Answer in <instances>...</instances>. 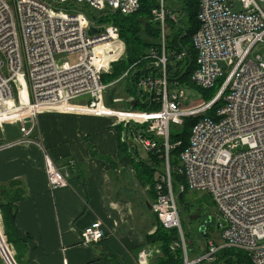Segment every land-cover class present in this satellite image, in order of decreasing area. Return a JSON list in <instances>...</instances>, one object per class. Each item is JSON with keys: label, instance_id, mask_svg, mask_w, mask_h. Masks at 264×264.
Segmentation results:
<instances>
[{"label": "built area", "instance_id": "built-area-1", "mask_svg": "<svg viewBox=\"0 0 264 264\" xmlns=\"http://www.w3.org/2000/svg\"><path fill=\"white\" fill-rule=\"evenodd\" d=\"M11 1L12 6L0 0V124L19 122L26 141L31 128L23 127V119L28 116L32 121L43 109L109 116L125 127L121 140L130 143L129 149L136 143L147 153H163L152 210L164 229L177 230L184 251L182 264H189L171 179L169 130L186 118H197L179 154L176 172L184 184L177 191L201 190L212 197L220 216L222 244L208 240L205 255L195 261H212L221 249L230 248L246 253L251 264H264V54H253L254 47L264 42V0H196L192 58L183 42L188 24L181 0H152L150 15L158 37L145 56L109 82L101 76L126 56L112 16L136 12L140 0ZM90 27L102 30L89 33ZM64 53H77V62L56 58ZM142 62L144 68L139 67ZM169 65L178 76L190 70L194 86H218L217 92L209 100L187 102L181 87L186 83L168 80ZM132 80L119 91L120 82ZM114 85L112 104L121 108L106 101ZM128 87L138 92L142 103L149 94L159 108H136L135 97L126 94ZM218 101L221 104L211 115ZM5 113L9 116L3 117ZM44 161L49 189L68 185V173L47 152ZM80 236L89 244L101 241L106 232L96 220ZM144 259L142 251L139 261Z\"/></svg>", "mask_w": 264, "mask_h": 264}, {"label": "crops", "instance_id": "crops-1", "mask_svg": "<svg viewBox=\"0 0 264 264\" xmlns=\"http://www.w3.org/2000/svg\"><path fill=\"white\" fill-rule=\"evenodd\" d=\"M115 123L109 116L43 109L26 141L19 122L0 124V186L16 181L23 191L15 226L26 240L28 264H158L162 258V242L154 238L159 226L154 199L137 181L131 158L118 156L121 124ZM45 152L68 173V185L49 189ZM96 220L106 236L83 243L82 230ZM1 232L0 215V252L17 264ZM0 264H6L1 255Z\"/></svg>", "mask_w": 264, "mask_h": 264}, {"label": "trees", "instance_id": "trees-1", "mask_svg": "<svg viewBox=\"0 0 264 264\" xmlns=\"http://www.w3.org/2000/svg\"><path fill=\"white\" fill-rule=\"evenodd\" d=\"M181 2V10L182 12L186 13L189 19L188 32L183 37V42L189 46V55L192 58L195 52L192 48L190 37L198 23L196 19L197 1L181 0ZM152 7V0H140V7L136 12L128 16H121L117 14L112 16V24L119 28L120 37L125 42L126 56L112 64V69L109 74H104L101 76V80L103 82H109L116 79L131 63L137 61L140 56H145L151 46L154 44V39L158 37V29L156 27V23L151 20L150 11ZM105 21H108V19H105ZM145 64V62H142L139 64V67L144 68L146 66ZM177 65H179V63ZM189 71L187 70L178 76V72L175 71L172 65H169L167 67L168 80L172 82L173 80L178 79L179 82L191 84L189 79ZM132 82L133 80L127 82V85L130 86ZM217 89L218 86L209 88L211 92L209 95H207L206 100L211 99L217 92ZM126 94L135 97L136 101L134 106L136 108L142 110H156L159 108L158 104L152 102L151 99H148L149 94H146L143 98L145 100L144 103H142L143 100L142 102L138 100L137 91L129 88L128 91H126ZM220 104L221 101L215 103L209 113L213 115L215 109ZM196 120L197 118L195 117L186 118L182 124H180L181 129L179 131L175 130V125L173 127L172 125L170 126L169 142L173 145V147L169 152V159L171 167L173 168L171 179L173 181L174 189L175 187L177 189L178 185L184 184V179L176 172V167H178L179 163V154L187 145L191 127ZM116 129L118 156L121 157L125 154L131 158V166L137 181L141 185L147 187L150 197L155 199V182L156 180L161 179L163 172V153L146 152V159H139L137 157V151L133 150L134 143L132 144V148L129 149L130 143L121 140V135L124 133L122 131L125 129L123 124L117 125ZM89 146L92 155H94L96 153L95 149L92 147V145L89 144ZM18 187L19 184L16 181H12L7 185L0 186V215L3 232L1 233L2 236L5 237L4 241H6L8 247H10L9 249L12 251L15 262L17 264H28V261L24 258L27 247L26 240L21 238L15 226L16 202L22 198L23 193L22 189ZM182 192L180 194H183ZM6 197L9 200H4ZM158 225V229L154 234V238L162 242V258L159 260L158 264H182V250L179 246L180 240L176 234L178 233L177 230H166L161 226L159 221ZM206 240L208 241V239ZM170 247H176V252L170 251ZM218 255L219 258L217 259ZM216 259V264H251L246 253L230 248L221 249L216 254Z\"/></svg>", "mask_w": 264, "mask_h": 264}, {"label": "rangeland", "instance_id": "rangeland-1", "mask_svg": "<svg viewBox=\"0 0 264 264\" xmlns=\"http://www.w3.org/2000/svg\"><path fill=\"white\" fill-rule=\"evenodd\" d=\"M10 6H12V1L8 0ZM236 10L240 8V2H235ZM264 10V3L261 4ZM185 23L189 24L188 17L185 19ZM144 37V36H143ZM145 38V37H144ZM262 53L264 54V42L257 44L253 49V54ZM57 59L61 61H66L69 64H74L78 60L77 53H64L61 55H57ZM127 85L126 81H122L119 84V91L122 88H125ZM115 87V86H113ZM185 93V99L187 102L196 103L200 100H206L207 95L210 94L211 90L203 89L194 86L193 84H181ZM112 88V87H111ZM173 88V87H172ZM171 89V87H170ZM112 108H121L120 104H112L110 105ZM115 120V119H114ZM174 125H172L173 127ZM181 126L175 125V130L179 131ZM134 151H137V157L141 160H145L147 157L146 152L138 145L134 144ZM173 192L177 197V202L180 211V221L182 226V236H183V245L185 248V256L189 261V264H216L214 260H203L198 263L195 261L198 257L205 255V248L207 244V240H212L219 242L220 238V229H217L218 221H220L219 213L216 209L215 203L212 197L205 191L201 190H190L183 189V194H180L176 187L173 188ZM210 218V221L206 222V220ZM203 225V226H202ZM203 230V233H202ZM175 234V233H174ZM179 237V233H176ZM175 234V235H176ZM180 240V239H179ZM181 247L182 253V262L184 260V251L183 247ZM10 248V247H9ZM170 251L176 252V247H170ZM12 252V251H11ZM215 262V263H214ZM218 264V263H217Z\"/></svg>", "mask_w": 264, "mask_h": 264}, {"label": "water", "instance_id": "water-1", "mask_svg": "<svg viewBox=\"0 0 264 264\" xmlns=\"http://www.w3.org/2000/svg\"><path fill=\"white\" fill-rule=\"evenodd\" d=\"M102 30V28H94V27H90L89 28V33H94V32H99V31H101ZM115 87H112L108 92H107V94H106V101H107V103L108 104H112V102H113V95H114V93H115ZM22 125H23V127L26 129V130H28V129H30L31 128V126H32V121H31V117H25L24 119H23V123H22ZM210 218L211 217H209L207 220H206V222H208V221H210ZM217 227V229L219 228V225H217L216 226Z\"/></svg>", "mask_w": 264, "mask_h": 264}, {"label": "bare ground", "instance_id": "bare-ground-1", "mask_svg": "<svg viewBox=\"0 0 264 264\" xmlns=\"http://www.w3.org/2000/svg\"><path fill=\"white\" fill-rule=\"evenodd\" d=\"M115 86V85H114ZM113 87V86H112ZM116 88V87H115ZM111 89V87L108 89V91ZM115 91H116V89H115ZM23 97H25L24 95H23ZM6 114V115H5ZM4 115H3V117H8L9 116V113H5ZM113 118V117H112ZM115 119V118H114ZM217 225H219V224H217Z\"/></svg>", "mask_w": 264, "mask_h": 264}, {"label": "flooded vegetation", "instance_id": "flooded-vegetation-1", "mask_svg": "<svg viewBox=\"0 0 264 264\" xmlns=\"http://www.w3.org/2000/svg\"><path fill=\"white\" fill-rule=\"evenodd\" d=\"M203 226V225H202Z\"/></svg>", "mask_w": 264, "mask_h": 264}]
</instances>
